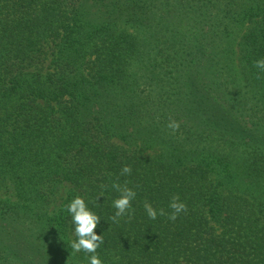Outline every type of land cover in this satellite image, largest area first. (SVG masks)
Listing matches in <instances>:
<instances>
[{
	"label": "trees",
	"instance_id": "obj_1",
	"mask_svg": "<svg viewBox=\"0 0 264 264\" xmlns=\"http://www.w3.org/2000/svg\"><path fill=\"white\" fill-rule=\"evenodd\" d=\"M261 58L264 0H0V264H87L77 196L104 264H264Z\"/></svg>",
	"mask_w": 264,
	"mask_h": 264
},
{
	"label": "clouds",
	"instance_id": "obj_2",
	"mask_svg": "<svg viewBox=\"0 0 264 264\" xmlns=\"http://www.w3.org/2000/svg\"><path fill=\"white\" fill-rule=\"evenodd\" d=\"M255 67L259 72L264 73V58L255 61ZM168 128L176 131L179 128V124L169 118ZM131 167L125 165L121 169V175H130ZM112 188L120 193V195L112 201V207L115 209L114 215L111 217L113 223H118L119 218L127 215L131 218L132 207L131 202L136 197V192L129 188L127 184L120 185L113 183ZM171 209L168 219L174 221L178 215L186 211V204L180 201L179 196H173L169 204ZM144 210L149 219L155 220L158 215H165L163 209L159 212L153 208L150 204H144ZM66 211L71 216L72 232L75 236L74 240L69 241V247L72 250L71 254L78 252H86L91 255L87 258V264H104L103 260L97 254V249L104 243L103 235H97L94 230L98 228V224L101 219L94 211H92L84 198L74 197L67 205Z\"/></svg>",
	"mask_w": 264,
	"mask_h": 264
},
{
	"label": "rangeland",
	"instance_id": "obj_3",
	"mask_svg": "<svg viewBox=\"0 0 264 264\" xmlns=\"http://www.w3.org/2000/svg\"><path fill=\"white\" fill-rule=\"evenodd\" d=\"M66 191H67V187H64V188L61 189L60 196H59L58 199H57L58 203L61 202V199H63V197H64V193H65Z\"/></svg>",
	"mask_w": 264,
	"mask_h": 264
}]
</instances>
